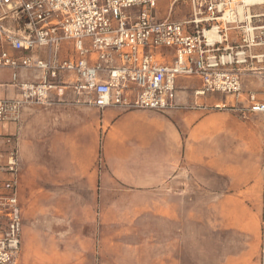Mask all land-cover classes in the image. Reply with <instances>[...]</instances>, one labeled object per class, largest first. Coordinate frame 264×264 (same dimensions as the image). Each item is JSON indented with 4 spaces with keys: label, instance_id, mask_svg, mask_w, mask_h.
Masks as SVG:
<instances>
[{
    "label": "built area",
    "instance_id": "built-area-1",
    "mask_svg": "<svg viewBox=\"0 0 264 264\" xmlns=\"http://www.w3.org/2000/svg\"><path fill=\"white\" fill-rule=\"evenodd\" d=\"M159 0H0V70L10 72L17 95L0 99V125H13V134H0V264H19L21 210L17 199L20 170L17 133L22 111L48 106L50 91L61 75L75 104L100 111L176 108L175 79L196 76L202 87L194 92L231 96L230 107L241 118L259 114L264 120V92L244 93L241 77L264 79V4L245 7L243 0H168L164 18ZM189 9L178 19L176 6ZM134 11L132 12L131 10ZM236 39L230 40V33ZM73 56L60 57L61 45ZM171 50L172 61H160V50ZM24 70L40 72L37 82H21ZM104 79V80H103ZM258 260L264 264V140Z\"/></svg>",
    "mask_w": 264,
    "mask_h": 264
},
{
    "label": "crops",
    "instance_id": "crops-1",
    "mask_svg": "<svg viewBox=\"0 0 264 264\" xmlns=\"http://www.w3.org/2000/svg\"><path fill=\"white\" fill-rule=\"evenodd\" d=\"M235 39L236 33H230V40ZM159 53L163 56L160 61H172L171 50L164 49ZM69 55H74L71 45L62 44L60 57ZM1 73H7L9 81H0V99L16 96L10 72L0 70ZM40 76L35 70L18 74L21 82H37ZM245 78L263 79L242 76L244 93L250 91L245 86ZM73 82V77L61 75L57 80L58 88L49 93L50 105L27 107L22 111L17 133L21 236L26 234L24 221L28 216L32 217V208L36 205L32 201L38 176L51 186L55 185L56 194L59 192L62 200L68 199L65 194L68 187L76 184L81 190L93 192L99 174L103 183L113 181L122 186L128 196L124 202L126 210L131 209L134 213L143 208L141 212L146 213L143 215L152 217L148 222L158 224V238H196V222L212 219L208 208L214 207L220 217V228L227 229L232 219L236 223L232 228L240 231L245 245L253 248L251 260L246 258L243 264H259L264 120L259 114H250L242 120L233 110L211 109L219 103L230 107L244 105V97L239 103L231 96L219 94L197 97L194 92L201 89V80L196 76H178L175 79L174 109L158 112L107 108L100 111L92 106L75 104L77 97L68 86ZM14 132L13 125H0V134ZM44 138L50 144L47 150L38 147ZM98 147L104 163V170L99 173L90 166ZM52 158L57 166H46L37 171L40 160ZM2 161L0 157V163ZM201 173L208 174L209 181L214 177L225 182L226 178L229 179L215 189L216 194L223 195L214 205L213 202H188L190 198L186 196L193 193ZM137 199L142 201L135 202ZM243 202L253 204L256 212L253 214L259 216L258 227L251 221L248 210L242 209L251 206ZM75 203L85 206L84 202ZM46 204V213L51 218L65 216L63 207L68 202H56V206L54 202ZM113 206L117 204H110L109 208ZM234 211H243V216H237ZM178 246H181L180 242ZM18 263H26L21 243Z\"/></svg>",
    "mask_w": 264,
    "mask_h": 264
},
{
    "label": "rangeland",
    "instance_id": "rangeland-1",
    "mask_svg": "<svg viewBox=\"0 0 264 264\" xmlns=\"http://www.w3.org/2000/svg\"><path fill=\"white\" fill-rule=\"evenodd\" d=\"M168 3V0H159V17L166 16ZM188 12L189 9L184 6L178 5L175 8L178 19L185 18ZM0 81L8 82L9 75L1 73ZM244 83L247 90L258 94L264 92V79L245 78ZM236 114L240 119L246 120L238 112ZM42 129L45 130V127ZM49 145L44 138L39 141L38 147L47 150ZM55 163L54 158L40 160L37 171L46 166H57ZM90 166L96 168L98 173L104 170L100 147L94 153ZM214 178L209 181V175L201 173L198 181L202 183L197 181L194 184L193 193L186 196L190 198L188 202H213V205L219 202L223 194H216L215 189L225 185L229 179L226 178L225 182L224 179ZM54 186L42 181L40 176L36 180L35 198L32 201L36 205L32 208V217L27 215L24 221L23 229L26 234L21 236V253L26 261L24 264H243L246 258L253 256L251 245H245L244 237L240 235L242 233L235 227L232 228L236 225L232 219L229 220L227 229L220 228L222 224L214 207L208 208V214L212 215L213 220L208 218L206 222H196V238H158V224L148 222L152 217L143 215L146 214L141 212L143 208L134 213L131 209L126 210L128 208L124 206V202L128 200V196L117 183H103L98 174L93 192L81 190L76 184L68 187L69 191L65 192L68 199L62 200L59 192L56 194ZM25 196L23 191L24 201ZM141 201L137 199L135 202ZM46 202H54V206L56 202H68L69 206L63 207L65 216L51 218L46 213ZM75 202H84L85 206L81 207ZM115 203L117 206L109 208L110 204ZM243 203L248 207L253 205L251 202ZM24 206L27 210V204ZM57 208L62 210L61 206ZM242 209L248 210L253 219L251 221L258 227L259 216L253 214L254 207ZM235 213L243 216V211ZM179 242L181 246H178Z\"/></svg>",
    "mask_w": 264,
    "mask_h": 264
},
{
    "label": "bare ground",
    "instance_id": "bare-ground-1",
    "mask_svg": "<svg viewBox=\"0 0 264 264\" xmlns=\"http://www.w3.org/2000/svg\"><path fill=\"white\" fill-rule=\"evenodd\" d=\"M255 4H264V0H243V5L238 8V14L241 15L246 9L245 7L255 5Z\"/></svg>",
    "mask_w": 264,
    "mask_h": 264
}]
</instances>
